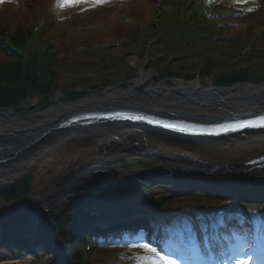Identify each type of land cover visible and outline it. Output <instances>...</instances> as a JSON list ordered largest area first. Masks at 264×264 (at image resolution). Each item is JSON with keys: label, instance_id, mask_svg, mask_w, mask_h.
<instances>
[{"label": "rangeland", "instance_id": "374dc122", "mask_svg": "<svg viewBox=\"0 0 264 264\" xmlns=\"http://www.w3.org/2000/svg\"><path fill=\"white\" fill-rule=\"evenodd\" d=\"M154 1V0H152ZM151 2L147 0H109L107 4H104L102 6L93 7L94 13L91 17L90 21L91 24L88 25L91 26L90 29H86L87 33H92V40L89 42V44H86L90 46L91 48L99 47V46H108L112 45L115 42H121L125 44L126 40H129L130 34L133 32V34L137 33L139 28L141 30L147 29V23H148V7H150ZM250 5H253L255 8L264 6V0H250ZM83 4H80L76 6V8H81ZM75 8V7H70ZM11 11V9L9 8ZM238 10H242L240 7ZM249 17H252L256 20H258V24H256V31H264V9L261 7L259 11H256L254 14H251ZM77 18L79 16L77 15ZM83 21V20H81ZM84 22V21H83ZM254 24L253 21L247 20L246 28H249ZM28 26V24H27ZM77 25H74L73 27H76ZM97 26V27H95ZM83 26H78V29H82ZM76 32H72L70 37L64 36L62 40V44L66 42L73 43V37ZM141 40L137 42V44L133 46H129L127 48H115L112 50V53L106 55L107 58L100 59V56H96L93 58H87L84 63L73 61L74 63H71L70 61H66V64L61 63L60 67L62 68V71L72 70L71 68H74L75 70H79V72L82 75H73L67 72H60L59 75L60 79H63L62 81V92L56 91L53 93V95L47 96L45 99L40 98L38 101L35 99H29L27 103H23L22 107L20 109H8L12 114L9 116L10 118H26L28 116L37 115L40 112H43L47 109H49L53 104L55 103V99L57 98V95L59 94L61 97L62 102H70L75 101L74 99H81V98H87L95 93H102L105 90L113 91L115 89H119L121 91L128 90L133 83L135 82L136 78L138 77V74L135 69L134 61H137L138 63H143L145 69L149 72H151V77L149 79V82H151L153 85H161L165 84L164 79L159 80L156 76V72L151 68V57L150 54L154 53L157 55L156 52L153 51V48L151 47L153 45L148 46L149 41L148 39L152 38L153 36L150 34L149 31H146L142 33ZM158 46V45H157ZM155 47V46H154ZM145 50V51H144ZM105 56V55H104ZM160 58H165L166 54L157 55ZM239 58L236 57V60ZM63 61V60H60ZM228 61V60H227ZM225 61L224 63H226ZM78 62V63H77ZM81 63V64H80ZM223 63V64H224ZM107 69L108 72H106L107 75H109L110 80L112 81L109 85L110 86H104L106 84L100 85L99 87L92 88L91 85L93 83L107 79L102 74L103 69ZM84 69H88V73L85 72ZM78 71V70H77ZM96 71H101L100 76H97ZM86 73V74H85ZM70 74V75H69ZM105 74V75H106ZM67 77V78H66ZM72 79H76L72 81ZM175 80L172 79L173 85L176 86ZM178 80H181L184 85H188L193 83L194 85L197 84V81H200V78L196 77L193 80L190 81H184L180 78ZM72 81V82H71ZM203 85H200V88H207L208 86L211 87V78H206L204 82H202ZM108 85V84H107ZM262 85H254L250 83H240L235 86H233L231 89H228L225 94L232 95L235 92L241 91V95L244 93L245 89H259ZM73 90L77 91H86L82 96L78 97H70L68 96L65 91L70 92ZM199 91V90H198ZM136 92L140 95H144L147 99H154L152 94H155L156 97L160 100H168L177 102L178 104L182 102L184 105L191 106V107H202L200 103H203L204 100L201 99V97H204L203 94H207L206 92H197L195 90H166V89H158L156 92L148 90L146 91H138ZM181 92L185 93L186 96H184ZM201 94L198 98H195V95ZM69 98V99H68ZM124 98L120 97L118 99H113L116 105H122L126 104V102H120ZM44 101V102H41ZM45 100H48L49 103L46 104ZM51 103V104H50ZM109 104V103H105ZM48 106V107H47ZM98 106V105H97ZM99 106H101L99 104ZM96 107V106H94ZM190 109L192 110V108ZM237 112V111H235ZM232 113V112H230ZM55 120L52 119V122ZM42 123H39L38 125H32L30 127L26 128V131H24V135L21 136V138L16 139L20 141V139H24L29 141L32 139L33 142H37V130L41 127ZM40 126V127H39ZM54 127V126H52ZM42 128H44L42 124ZM133 128V127H132ZM140 131V130H139ZM44 133V132H43ZM42 133V134H43ZM92 132H89L90 137L87 139H80V140H74L67 143H61L59 145H56L51 150L52 153H61L66 149H72L73 146L75 147H89V145L94 144V140L92 139ZM7 134H9L7 132ZM5 134V135H7ZM11 134L15 135L13 132ZM16 133V137H19ZM250 134H254L253 132L247 134L249 136ZM4 135V136H5ZM40 136V135H39ZM38 136V137H39ZM37 138V139H36ZM79 139V138H77ZM41 140V139H40ZM39 141V140H38ZM145 141V139H144ZM27 144H19L18 147H13V143L8 144L7 142H4L3 140H0V176H3L2 170H4L6 165H10L14 163V161L23 158H30L33 157L38 150H35L36 147H29ZM122 143V141H121ZM122 149L115 150L114 153L116 158L120 159L119 169L107 170V176L110 175V177L114 180V184L112 189L109 190L110 195L108 198H111L114 193L121 194L123 196L126 195L127 191L132 190L133 188L137 187L138 180L141 177V173L143 174V171L146 172H152V171H158L161 174V179L168 183L178 182V183H184L185 180L191 179L197 181L199 185H201L203 188H206L207 190H214L218 193H221L223 195L225 194H232L233 191H231L230 187L227 186H237L240 188L245 187V183H248V189L249 187H260V184H263L264 186V173H261V178H256L254 175H252L249 171H241L239 167L243 166L242 164V158L241 152H248L249 154H255V149L253 147H239L237 148L234 153L238 154V156L230 154L225 158L224 161L219 160L220 164L213 165L212 161L215 159H211L208 157H205L204 155L199 156H184L181 155L179 157H172L168 155L162 156V154L158 153L155 150L148 149L146 145L141 146L138 144V141H133L130 145H125L124 143ZM192 145H202L203 143L200 142H194L190 143ZM28 146V147H27ZM38 149V148H37ZM112 148H109L107 150L111 151ZM34 153V154H33ZM162 157H166L162 159ZM92 163H79L75 164L71 168V171H66V174L61 178L62 180H59L60 188H56L53 190L50 194H40L36 193L34 197L31 199V205H34V209L41 208L39 205H45L49 207L48 209H52V202H55L56 200L64 201V204L62 207H64L66 204L70 203L71 198L69 196L74 195L75 192L70 191L69 185H76L79 187L81 184L88 185L86 183L94 184L97 182L98 177L91 176L87 179L84 178L87 171V168L90 167ZM220 165V166H219ZM26 165L23 164H17L16 167L8 170V178L4 184H0V188L2 187H8V189H11V184L16 185L18 182L23 180L25 177L31 175V179L29 183L30 190L29 193L26 195L25 199L31 194L32 191V184L35 178V171L30 170L28 171V168L25 167ZM233 167L232 170L229 168ZM25 168L24 170H21ZM125 172V173H124ZM128 173V176L131 177V179L128 180V184L124 183V176ZM17 175H14V174ZM6 174V172H5ZM29 174V175H28ZM33 176V179H32ZM78 178L76 179V177ZM106 175L103 176V180L105 183L107 180ZM3 179V177H2ZM107 179V180H106ZM119 181V183L117 182ZM73 182V183H72ZM233 184V185H232ZM70 185V186H71ZM74 187V190L76 189ZM7 189V188H6ZM6 189H0V190H6ZM187 190V189H185ZM56 192V194L54 193ZM74 193V194H73ZM24 200V199H23ZM21 200V201H23ZM168 200V199H167ZM240 203H243V205L246 207V210L248 213H251L254 216V220L258 221V218H261V213L264 211V205L262 203H252L248 202L246 200L241 201ZM9 204V203H8ZM36 207V208H35ZM28 212L30 214H33L35 211H31L28 207ZM49 211V210H48ZM21 213V211H19ZM56 211L53 210L52 213H55ZM254 214H253V213ZM12 213H4L0 214V218L10 215ZM92 259V258H91ZM34 264H39L40 261L36 259ZM4 264V263H2ZM15 264H27L25 261H18Z\"/></svg>", "mask_w": 264, "mask_h": 264}, {"label": "trees", "instance_id": "16d2710c", "mask_svg": "<svg viewBox=\"0 0 264 264\" xmlns=\"http://www.w3.org/2000/svg\"><path fill=\"white\" fill-rule=\"evenodd\" d=\"M168 4H171V2ZM164 13L162 30H153L154 35L149 39L153 42L151 47L157 55L166 54L165 58H160L154 53L150 54L151 68L158 72L157 78L159 80L166 79L170 83V80L174 77L193 80L199 76L203 80L211 78L212 84L216 87L230 86L238 82L256 84L264 82V56L260 55L259 57L256 50L241 54L244 46L236 48L243 41L241 35L235 37L233 41L230 39L219 40L215 38L210 23L201 17H197L196 13L190 18L171 14L166 9ZM11 23L0 15V48L10 57L7 62L0 61V109H20L28 97H37L40 100V98L45 99L47 96L52 95L58 88L62 89L60 86H62L64 80L59 78L62 72L82 75L79 72L81 69H77V71L71 68L72 70L62 71L60 67L62 62L57 56L56 49L54 51L48 40H39L37 43L40 46L36 43V40L27 43L26 36L31 35V32L23 26L21 21L15 22L14 25ZM32 42L33 44H31ZM108 54V52L101 54L100 59H106ZM236 57L239 59L236 60ZM225 61L227 62L224 63ZM84 70L88 73V69ZM103 70L107 69L104 68ZM106 72L108 70L103 71L102 74L107 79L93 83L92 88L103 84L109 85L112 82ZM94 73L100 76L101 71ZM74 80L76 79H72V81ZM85 92L65 91L70 97L82 96ZM41 102L44 101L41 100ZM45 102L46 104L49 103L48 100H45ZM159 178L158 174L145 177L143 182L144 198H140L138 194L130 196L124 202L117 198L118 201L115 204L118 206V210L122 212V208L126 207L127 202L137 208L169 210L166 202L165 206H162L164 195H161V198H154V194H156L159 187L167 189L166 186L161 185ZM30 179L31 175L25 177L11 189L0 191V197L6 200L22 198L27 193ZM110 184L111 181L107 183V186ZM103 187H105V184L99 179L94 190L88 186L85 187L84 191L87 193V197L89 195L90 198L85 200L86 197H84L85 201L81 198V202L84 203L81 208H70L59 215H54L53 223L44 225L40 229L37 235L38 245L44 244L52 248L54 252L60 247L61 255L65 262L68 259V264H94L85 253V243L88 239L95 243V239L90 238L87 227H90L89 225L92 223L91 199L101 197L102 192L100 191ZM199 195L202 194L192 193L190 197L185 198L186 201L184 199L179 201L203 211L204 201L208 199H202ZM189 213L192 212L189 211ZM129 215L134 217L132 214ZM189 218L188 222L191 223V217ZM134 219H137L136 223H143L141 224L143 229L146 227V218L137 217ZM85 221H87V224L84 223ZM118 225V223H115L112 227L115 228ZM101 230V228L98 230L93 229L94 237H97ZM163 232H169L166 225L163 226ZM83 233H85L84 237L82 236ZM3 238L10 241H18V239L25 241V236L18 232L5 233ZM103 264L122 263L117 260L105 259ZM123 264H131V261Z\"/></svg>", "mask_w": 264, "mask_h": 264}, {"label": "bare ground", "instance_id": "6f19581e", "mask_svg": "<svg viewBox=\"0 0 264 264\" xmlns=\"http://www.w3.org/2000/svg\"><path fill=\"white\" fill-rule=\"evenodd\" d=\"M134 64L138 77L136 78L133 85L129 88V91L122 92L119 89H115L113 91L105 90L102 93H95L87 98L70 102L60 101L61 97L58 94L53 106L43 112L38 113L37 115L28 116L26 118L15 117L12 119L9 117L12 114L10 111L8 113H0V140H3L8 144L13 143V147H18L19 144H27L29 142L27 140L20 139V141H18L16 144V139L21 138V136L24 135V131H26L27 127L38 125L39 123H42L44 126V128H42L41 124V127L39 126L40 128L37 130V137L44 132V134H42L40 138L37 139V142H33L31 139L29 143L31 146L36 147L35 150H38V152L33 157H21V159L14 161V163L4 166L6 168L1 171L3 176H0V184H4L8 178V170L10 171V169L16 167V163L26 165L25 167L28 168V171H35L32 191L30 192L31 194L24 201L13 202L10 204L1 202L0 213H13L25 207L33 208L34 205H31L32 197H34L36 193L48 195L56 188H60V183L62 182H59V180H62L61 178L66 174V171H71V168L75 166V164H85L88 162L92 163V165L87 168V171L91 172H93L95 168L105 169L106 167V171L109 170V168L112 170H118V163H120V159L116 158L114 153L116 152L115 150L122 149V143L128 146L133 141H138L139 145H146L148 149L155 150L162 154V156L168 155L172 157H179L184 155L192 157L199 156L201 154L205 157L215 159L212 161L213 165L220 164L219 160L224 161L225 158L232 153L233 155L238 156V154H235L234 151L239 147L254 146L255 154L264 155L263 131H257L258 133H256L254 136L249 135L244 137L241 134H237L233 137L226 136L224 138H218L215 142H200L203 144L191 146L190 142L186 139L174 137L163 131L158 132L149 130L138 125H136L138 127L128 128L127 125H125L126 123L118 125L117 128L110 129L103 124H93L74 128L65 127L58 129L52 127L56 125L57 122L62 121V119L65 118L67 114H72L78 110L82 111L85 109H91L94 106H99V104L101 106L105 103L113 104L116 102L113 99H118L120 97L124 98L120 100V102H126L129 106L135 105L141 108L157 110L160 112L163 111V113H167L166 111H169L174 112L175 114L185 115L193 118L204 116L217 117L224 114H230V112L244 111L250 107L249 105L254 106L255 110L261 108L264 109V93H262V95L260 94L261 91L264 90V85H262L258 91H255L254 89H245L242 95L240 90L233 93L232 95H228L225 94V90H217L213 92L210 89H199V81H197L196 85L193 83L184 85L181 80L177 79L175 80L177 89L190 87V90L208 93V95L203 94L204 97H201V99L204 100L203 103H200L202 107H191L184 105L182 102L178 104L174 101L168 102V100H160L155 94H152L154 99H147L144 97V95L138 94L136 90L145 91V88H149L150 91L156 92L158 89L167 87L165 84L153 85L151 82H149V79L153 76L151 75V72L145 69L143 63L134 61ZM141 88H143V90ZM194 96L195 98H198L201 96V94H194ZM37 100H39V98H37ZM52 119L55 121L52 122ZM7 132L9 134H7ZM11 132H13L15 135L11 134ZM89 132H92L91 134L93 135L91 137L95 142L94 144L89 145V147L79 148L73 146L72 149H66L61 153H52L51 150L56 145L89 138ZM16 133H20L17 134L19 137H16ZM30 145L29 147H31ZM109 148H112L111 151L107 150ZM241 153V158H244L248 155V152ZM164 158L166 157H162V159ZM243 158L241 160H243ZM24 169L25 168L21 170ZM87 174H90L89 177H91L90 172H87ZM14 175L17 174L15 173ZM124 177V183L128 184L127 179H131V177L128 176L127 172ZM77 178L78 176L76 179ZM84 178L87 179L88 176H85ZM117 182L119 183V181ZM70 185V191L74 192L75 185ZM54 193L56 194V192ZM63 204L64 201L62 202L60 199L52 202V211L59 210ZM39 207L43 211L47 212L45 205H39ZM47 214H49V212H47Z\"/></svg>", "mask_w": 264, "mask_h": 264}, {"label": "snow or ice", "instance_id": "6c2138e0", "mask_svg": "<svg viewBox=\"0 0 264 264\" xmlns=\"http://www.w3.org/2000/svg\"><path fill=\"white\" fill-rule=\"evenodd\" d=\"M4 2L5 0H0V4H3ZM108 2L109 0H57V6L64 8V7H76L80 4H87L88 7H97L107 4ZM208 2L210 3L211 0H208ZM234 3H236L237 6H241L247 3V0H234ZM242 10L245 12H250V11H255V8L246 7L243 8ZM117 115H121V114H117ZM129 118L137 119V120L150 119L143 116H131ZM152 122L164 124V126L169 128L180 127L182 128V130L185 131H201V132H213V133L217 131V129H206V128L195 129L190 126H186V125L181 126L178 124L168 123L166 121H152ZM248 127H264V115L259 116L255 120H239L234 124L221 125L219 127V131H224V132L235 131L237 129L248 128ZM131 247L145 250L146 254L141 255L138 253L135 256V260L138 262V264H178V261L174 259L172 255L163 253L162 250H158L156 247H153L150 243L147 242L135 243L132 244ZM236 264H243V262L237 259Z\"/></svg>", "mask_w": 264, "mask_h": 264}, {"label": "water", "instance_id": "95a60500", "mask_svg": "<svg viewBox=\"0 0 264 264\" xmlns=\"http://www.w3.org/2000/svg\"><path fill=\"white\" fill-rule=\"evenodd\" d=\"M143 90V88H141ZM229 88H224L225 91H228ZM217 90H220V89H217ZM167 114V113H166ZM206 117H209V116H206ZM208 119V118H207ZM70 122L72 121H75V120H70ZM83 124H86V123H83ZM137 124V123H136ZM76 125V124H74ZM78 125H81V124H78ZM144 126V125H142ZM149 130H154L156 131L157 128H154V127H148ZM167 133H169L170 135L174 136V137H179V138H185L189 141H193V140H198V139H201V137H193V136H185L183 134H180V133H176V132H169V131H166ZM107 168V167H106ZM102 170H105V169H102ZM98 171H100V168H95V170H93L94 173H98ZM213 195V194H212ZM35 219H36V225L40 224V222L42 221H45V222H48L50 220V218L47 216V213L45 212H42V211H36L35 212ZM33 216V217H34ZM33 232L36 231V228L33 227Z\"/></svg>", "mask_w": 264, "mask_h": 264}]
</instances>
